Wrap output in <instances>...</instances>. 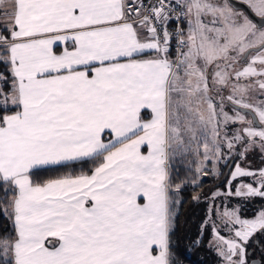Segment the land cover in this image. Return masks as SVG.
I'll list each match as a JSON object with an SVG mask.
<instances>
[{"label":"snow or ice","instance_id":"6c2138e0","mask_svg":"<svg viewBox=\"0 0 264 264\" xmlns=\"http://www.w3.org/2000/svg\"><path fill=\"white\" fill-rule=\"evenodd\" d=\"M241 2L0 0V264H180L181 191L221 164L193 201L264 199V0ZM208 226L250 264L264 209Z\"/></svg>","mask_w":264,"mask_h":264},{"label":"trees","instance_id":"16d2710c","mask_svg":"<svg viewBox=\"0 0 264 264\" xmlns=\"http://www.w3.org/2000/svg\"><path fill=\"white\" fill-rule=\"evenodd\" d=\"M185 167L180 168V178L189 176ZM226 167L222 169V175L225 172ZM57 173H49V175H56ZM220 179L212 177L203 178L202 188H193L191 183L186 184L179 196L181 205L176 218V227L174 235L172 236V243L179 257L180 264H216L218 257L216 252L211 246L210 234L211 227L201 228V224L205 218V209L207 199H203L200 202L192 200V196L195 192H200L202 195L209 194L212 190L223 187L225 182ZM179 182V181H178ZM222 198V197H221ZM245 215L250 212L248 209H244ZM200 240L199 245H195L194 242Z\"/></svg>","mask_w":264,"mask_h":264},{"label":"flooded vegetation","instance_id":"af4514ba","mask_svg":"<svg viewBox=\"0 0 264 264\" xmlns=\"http://www.w3.org/2000/svg\"><path fill=\"white\" fill-rule=\"evenodd\" d=\"M239 9H241V8H239ZM250 162H251L253 167L257 166L260 163L259 157L258 156H250ZM222 176L223 175L221 174L218 177V179H220ZM228 176H229V174H228ZM228 176H227V178H228ZM226 181H227V179H225L223 181V182H225L223 184V187L218 188V189H220L221 191H226V189H225V186L227 185ZM222 200H223V202L225 201L224 202L225 204L220 202V204H219L220 207H222V208L239 207L241 218H244V219H252L255 217L256 214H258V212L261 209H264V199H261L259 197L246 199L243 197L232 196V197H222ZM244 209L250 210V212L247 213L248 216L245 215ZM247 255H248L250 264H264V234H257L250 241V243L248 245Z\"/></svg>","mask_w":264,"mask_h":264},{"label":"rangeland","instance_id":"374dc122","mask_svg":"<svg viewBox=\"0 0 264 264\" xmlns=\"http://www.w3.org/2000/svg\"><path fill=\"white\" fill-rule=\"evenodd\" d=\"M236 1H240L241 2V0H236ZM224 168V166H223V164H221L220 165V171L222 172V169ZM205 178V177H204ZM215 179H217V178H215ZM225 189L227 190V185L225 186ZM220 190V189H219ZM234 190V189H233ZM221 191V190H220ZM223 192V191H222ZM207 201V204H206V209H205V218H204V220H203V223L201 224V225H204V223L208 220V214H209V208H211V207H214L216 210H218V211H220V212H222L223 210H224V208H222V207H220V202H222V203H224L223 202V200H222V198L220 197V198H218L217 200H215L214 202H211V201H209V200H206ZM225 204V203H224ZM233 208V207H232ZM235 208V207H234ZM213 219H215V216L213 217ZM217 223H219V221H217ZM211 227V226H210ZM201 228H202V226H201ZM222 231H223V233L225 234V235H227L228 234V232H227V230L226 229H222ZM210 236V241L212 240V236H211V234L209 235Z\"/></svg>","mask_w":264,"mask_h":264},{"label":"water","instance_id":"95a60500","mask_svg":"<svg viewBox=\"0 0 264 264\" xmlns=\"http://www.w3.org/2000/svg\"><path fill=\"white\" fill-rule=\"evenodd\" d=\"M231 4L233 5V7L236 8H241L242 10H245V6L239 2V1H235V0H230ZM249 15L251 16V18L254 20V22L261 24L264 23L262 22L258 17H255L254 15H252L251 13H249ZM232 167L231 164H229V166L226 168L224 174H223V178L221 179V181H224L225 179H227V176L229 174L230 168Z\"/></svg>","mask_w":264,"mask_h":264}]
</instances>
